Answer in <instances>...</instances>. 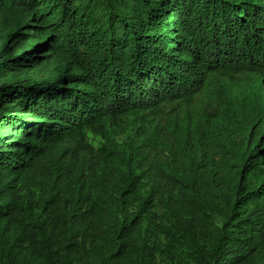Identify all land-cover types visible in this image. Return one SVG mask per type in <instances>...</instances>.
<instances>
[{
	"label": "trees",
	"instance_id": "trees-1",
	"mask_svg": "<svg viewBox=\"0 0 264 264\" xmlns=\"http://www.w3.org/2000/svg\"><path fill=\"white\" fill-rule=\"evenodd\" d=\"M241 73L264 86V0H0V264H264V211L249 210L264 200V124L238 139L216 118L159 166L201 242L164 216L166 245L149 243L160 194L142 192L139 162L83 148L109 120Z\"/></svg>",
	"mask_w": 264,
	"mask_h": 264
},
{
	"label": "rangeland",
	"instance_id": "rangeland-1",
	"mask_svg": "<svg viewBox=\"0 0 264 264\" xmlns=\"http://www.w3.org/2000/svg\"><path fill=\"white\" fill-rule=\"evenodd\" d=\"M101 12V10L97 11L94 16L102 15ZM8 18L13 23L15 14H8ZM32 75L35 79L46 77L44 71L33 72ZM216 118L222 119L224 131L239 135L238 139L248 135L246 133L251 132L252 126L263 125L264 86L261 79L246 73L233 76L221 75L214 78L204 89L180 102L160 106L154 112L129 114L120 120H109L96 130L87 132L84 149L91 150L95 157H98L101 148L107 144L126 151V154L134 156L133 159L140 164L142 192L144 194L152 190L159 192V200L153 207V216L148 221L151 223L148 229L149 243L166 245L163 236L153 239L155 229H160L164 224V216L170 218V223L183 226L189 235L200 241L197 238L200 229L194 225V221L186 211L183 213L180 202L176 198L177 192L165 179L160 178L159 166L164 163L165 167H168L167 161H172L169 150L174 149L175 140L178 141L176 137L181 138L180 133L184 135L199 133L206 130ZM69 154L74 155L75 148L70 150ZM70 165H73V162L67 163L65 174L71 172ZM48 178L47 168L43 167L38 170L37 180L35 177L30 179L28 187L34 201H38L41 196L39 181L46 183ZM22 197L24 200L28 199L27 187L24 188ZM256 209L258 212L264 211V200L260 203L253 202L249 206L250 212ZM216 219L218 222H224L220 216ZM202 244L204 245L203 242ZM184 260L180 261L183 263ZM156 263L174 264L169 257H163L162 254L158 255Z\"/></svg>",
	"mask_w": 264,
	"mask_h": 264
}]
</instances>
